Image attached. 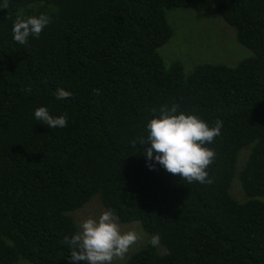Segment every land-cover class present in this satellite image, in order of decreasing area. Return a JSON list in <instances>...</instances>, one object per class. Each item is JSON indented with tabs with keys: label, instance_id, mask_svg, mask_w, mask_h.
I'll use <instances>...</instances> for the list:
<instances>
[{
	"label": "trees",
	"instance_id": "16d2710c",
	"mask_svg": "<svg viewBox=\"0 0 264 264\" xmlns=\"http://www.w3.org/2000/svg\"><path fill=\"white\" fill-rule=\"evenodd\" d=\"M171 9H213L247 54L165 60ZM41 13L39 37L15 42L17 18ZM173 104L223 121L211 183L149 168L139 141ZM40 106L67 127L37 121ZM94 195L160 236L124 264H264V0H0V264H68L64 237Z\"/></svg>",
	"mask_w": 264,
	"mask_h": 264
},
{
	"label": "clouds",
	"instance_id": "9594fccd",
	"mask_svg": "<svg viewBox=\"0 0 264 264\" xmlns=\"http://www.w3.org/2000/svg\"><path fill=\"white\" fill-rule=\"evenodd\" d=\"M50 22L51 18L44 13L17 18L12 28L13 40L27 45L29 37L38 38ZM25 91L30 92L31 88ZM54 95L56 100H67L72 93L57 88ZM34 117L51 129L64 128L68 124L66 115L54 116L46 106L35 109ZM222 127L220 119L210 125L195 113L180 111L175 104L163 106L159 114L147 122V137L141 138L139 144L150 169L159 164L170 174H179L189 183H211L208 168L216 153L207 145L221 134ZM140 238V233L135 230L123 231L118 214L108 208L98 218L83 220L70 237H64L69 247L68 264H113L115 258L123 259ZM149 242L158 247L159 234H154Z\"/></svg>",
	"mask_w": 264,
	"mask_h": 264
},
{
	"label": "rangeland",
	"instance_id": "374dc122",
	"mask_svg": "<svg viewBox=\"0 0 264 264\" xmlns=\"http://www.w3.org/2000/svg\"><path fill=\"white\" fill-rule=\"evenodd\" d=\"M213 11L168 10L167 19L173 27V34L171 39L159 48L160 56L165 60H180L186 68L203 62L235 64L245 56L247 49L237 41L235 30ZM104 210L106 208L102 206L99 196L94 195L77 210L76 222L79 225L89 217L98 218ZM120 224L123 231L135 230L140 233L141 238L130 247L123 259L115 258L113 264H124L132 251L150 240L139 221Z\"/></svg>",
	"mask_w": 264,
	"mask_h": 264
}]
</instances>
